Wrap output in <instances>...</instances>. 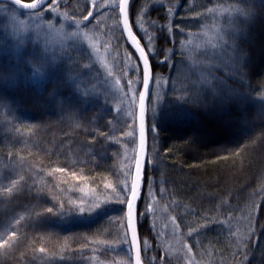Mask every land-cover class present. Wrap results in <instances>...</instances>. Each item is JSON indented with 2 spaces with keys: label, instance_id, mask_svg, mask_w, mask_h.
I'll return each instance as SVG.
<instances>
[{
  "label": "trees",
  "instance_id": "16d2710c",
  "mask_svg": "<svg viewBox=\"0 0 264 264\" xmlns=\"http://www.w3.org/2000/svg\"><path fill=\"white\" fill-rule=\"evenodd\" d=\"M254 2L257 14L247 25L246 34L241 33L237 40L248 53L245 87L240 88V77L231 70L234 67L231 41L225 46L228 61L215 63L214 75L222 82L217 88L225 95L232 89L245 94L241 100L224 103L214 102L208 95H201L200 102H194L195 93L191 87L196 77L192 74V66L209 58L215 60L208 51L194 50L191 43H185L184 56L181 57L180 43L192 41L204 27L220 25L223 31H228L230 21L242 22L245 18L237 10L247 7L246 0H137V7L143 6V16L136 22L135 8L130 16L133 31L142 45H147V36L153 35L158 37L154 41L157 50L167 52L171 49L174 52L167 62L160 55L150 57L156 76L161 77L162 84L167 81L157 108L160 114L157 116L159 142L156 144L160 150L159 160L155 170L148 165L150 177H155L156 188L165 190L162 194L157 191L155 210L157 216L160 211L165 214L160 220L165 241L159 244L158 238L152 239L156 237L152 216L148 222L141 219V235L149 240L150 245L159 244L158 249L153 247L149 251L145 248V264L152 256H156L157 264H186L188 257L194 258L198 264H264V104L261 103V93H264V11L259 8L260 0ZM173 5H177L173 9L175 15L169 16L168 8ZM141 24L146 32L141 30ZM158 25L165 26L163 32L157 31ZM167 25L172 26L171 33L167 31ZM121 42L124 56L126 52L131 53L136 63L138 56L124 35ZM58 87L46 84L42 88L40 84L20 82L11 87L0 85V117L6 123L8 133L7 136L0 133V146L9 144L14 130L12 121L7 118L9 113L17 122L16 131H21L16 132L17 140L20 138L29 149L41 151L44 147L58 153L63 165L67 163L73 167L72 161H79L74 167L85 169L90 183L97 190L112 178L113 168L121 163L122 151H119L123 149L124 141L117 143L111 138L112 129L119 122L121 107L119 112L117 106L109 109L114 125L108 130L102 129L98 121L107 100L98 99L96 105L81 109V101L75 94L73 96L74 92ZM196 87L200 88V85L196 84ZM185 89L189 92L186 93ZM155 92L152 86L148 124L152 122L151 109L156 106ZM135 111L136 135L133 141L138 144V102ZM76 121H80L83 127H76ZM2 129L0 125V131ZM100 132H107L110 138L103 139ZM146 135L151 155L154 133L148 131ZM4 150H0V159L6 157ZM4 171L10 172L9 168ZM25 172L30 177L31 169ZM40 201L34 185L29 183L11 196L0 194V234L7 238L17 218H28L21 221L17 246L8 252L0 249V264H34L36 256L40 257L42 233L53 236L48 239L53 243L57 235L64 236L69 231L89 235L93 227L96 229L95 217L88 227L82 224L72 228L58 227L56 235L41 222L43 216H35L40 212ZM253 203L261 208L253 215L256 231L245 249L240 240ZM107 208L103 220L118 213L120 206L110 204ZM140 210L143 211V204ZM173 216L178 228L172 222ZM172 224L175 229L170 228ZM191 228L197 231L188 236ZM169 240L177 242L179 250H183L181 255H174V258L169 255L165 245ZM188 244L192 245V254L187 252ZM50 247L53 246L44 248L52 250Z\"/></svg>",
  "mask_w": 264,
  "mask_h": 264
},
{
  "label": "snow or ice",
  "instance_id": "6c2138e0",
  "mask_svg": "<svg viewBox=\"0 0 264 264\" xmlns=\"http://www.w3.org/2000/svg\"><path fill=\"white\" fill-rule=\"evenodd\" d=\"M247 7L244 9H238L237 11L245 18L240 23H235L230 21L231 27L228 31H223L217 29L214 35V43L211 47L213 51L217 47H223L227 45L229 41L232 42V60L234 67L231 69L239 75L240 88L245 87L244 81L247 79V73L245 69L248 67L247 50L240 47L237 42L238 37L241 33L246 34L247 25L255 18L257 14V6L254 0H246ZM13 4L18 6L13 9H8L7 11L11 14V20L18 24L19 26H14L10 34L15 37V44H11L7 38L0 40V49L5 51L14 48L16 50L15 63H0V80L8 81L11 77L20 74H30L33 77L44 78L50 73L57 74V84L66 87H80L81 81L79 77L82 75L77 67L65 68L60 61L59 57L54 55L55 49H50V44L48 43V38L50 36H59L63 41H71L67 45L68 50H78V45L76 41L79 39L81 34L83 37L88 39L89 43H92V37L89 36V25L92 26V30H99V26L102 23L101 20H96L93 24V20L96 19L94 11L85 8L83 13L79 14V19L76 16L75 10L70 15L67 11L61 12V2L60 0H33L31 3H24L23 0H13ZM92 8L98 7L96 0H91ZM177 5L170 6L168 8L169 16L175 15L174 7ZM104 8L110 10L111 15L109 19H114L115 24L113 25V30L115 28H120L121 35L126 31L127 39L131 41L132 45L135 47V51L138 53L136 57L135 71L132 75L135 77L127 79L125 84H121L119 79L116 80V84L120 85V91L123 94V99L128 101V115L132 117V123L128 125L131 129L124 133L126 137L135 139L136 129L134 127L136 123V111L134 110V105L138 102L139 111V148L138 154H133L131 161L128 160L127 155L125 156L124 165L120 172L116 174L115 180H109L103 183V199L99 195L88 198L87 203L81 199L79 202L71 200V207L67 208L68 214L74 213L78 214L80 217H90L92 215H98L100 212L108 211L107 206L110 204H117L121 207L118 209L120 215L119 217H113L114 220L118 222L119 227V243L120 245H126L124 250L126 258L120 261V264H145L144 251L147 248L149 251L155 248H159V244L150 245L149 240L145 239L140 232L141 219L144 222H148L149 216L153 217L152 227H155V210L156 204L158 203L157 191L161 194L165 191L163 188H156L155 177H150L148 172V165L153 166V170L156 169L159 160V148L156 147L158 144L159 137V123L157 121V116L160 115L157 112L160 101V89L162 87L161 77L156 76L153 70V64L150 57L157 55L164 57V62L174 56V52L169 49L167 52L164 50H157L154 41L158 39L157 36L148 35L147 45L141 44V39L133 31L132 23H130V16L132 15L133 9H136V22H139L143 16V6L137 7V0H108V3L103 5ZM260 10L264 11V0H260L259 5ZM208 12H212L213 9H207ZM51 14L49 16L48 14ZM103 13H101L102 15ZM27 16L26 20H21L20 17ZM63 18V23L60 22L58 18ZM34 25V28H33ZM122 25V27H120ZM75 28V30H71ZM165 26L158 25L157 31L163 32ZM141 30L147 31L143 28L141 24ZM183 30V29H181ZM167 31L172 32V26L167 25ZM30 32H34L36 40L32 41ZM41 34H43V47H41ZM223 42V45L220 42ZM185 43H191V41H182L180 43L181 57L184 56ZM95 48V44H92ZM23 50V51H21ZM50 50L53 55H49ZM61 51H64V45L61 44ZM207 55V53H204ZM91 54H89L90 56ZM127 57L126 67L132 68L133 65L130 62L132 60V54L126 52ZM72 59V57H69ZM142 61V64L140 63ZM74 64L78 65L77 61H73ZM85 69L91 68V63L84 64ZM175 67V65H174ZM217 70V66L213 63V59L209 58L203 61L201 64H193L192 74L196 77L195 83L192 84L191 91L195 93L194 102H200L199 96L208 95L211 96L212 100L215 102L219 100L220 102H231L233 100H241L244 97V93L238 89H232L231 92L225 95L217 88V84L222 83L218 77L214 75ZM111 74V70L109 69ZM127 75V73H125ZM167 83V81H164ZM196 84L200 85V88L196 87ZM154 86L156 89L155 98L156 106L152 107V122L147 123V112H148V101L150 99V89ZM125 87L128 90H125ZM142 90H139L141 89ZM188 93L189 89H185ZM90 93L85 90L83 92L84 96H88ZM123 99L121 102H123ZM187 102V101H186ZM261 103L264 104V93H261ZM207 106V105H202ZM117 112L120 111L119 106L116 109ZM112 124V121L108 122ZM76 127H83L80 121H76ZM87 131V129H85ZM150 131L154 133L153 135V147L151 150V155H149V149L147 145V135L146 133ZM100 135L104 136L105 139H109L107 132H100ZM120 141L117 139L116 141ZM94 143V141H93ZM98 155V154H97ZM24 158L21 157V160ZM79 161L73 160L72 166L74 167ZM87 163V161H84ZM43 171V169H40ZM68 171L67 167L57 166L53 168L49 175L53 173H65ZM84 169L81 168L80 172L83 173ZM75 177V172L72 173ZM81 179H86V177L81 176ZM26 178L20 175L18 179L9 178V185L0 188V194L11 196L15 192L21 189L22 184L25 182ZM84 191V189H81ZM91 191L95 192V189ZM54 200L57 199L55 195L52 197ZM59 208L65 210V201H58ZM143 204V211L140 210V205ZM261 206L253 203L249 210V215L247 218V226L240 243L245 249H247L249 241L255 234L256 228L253 221V215L260 211ZM46 213L53 215H63L64 212H57L54 207H48L45 210ZM42 214L36 212L35 216L40 217ZM28 219L25 216H20L15 220V226L12 227L10 234L7 238L0 237V249H4L8 252L10 249H14L19 240L20 235L18 232L21 226V221ZM173 224L178 228L179 225L176 224V217L172 218ZM231 219V217H229ZM227 223V221H225ZM200 227H206V225H200ZM197 229H189L188 236H192ZM175 234V233H174ZM161 234L158 232L153 240H156ZM237 235H240L237 233ZM199 241H197L198 243ZM97 243V241H93ZM98 243L107 244L108 241H98ZM67 247V243H65ZM187 252L192 254V245H186ZM35 251V249H33ZM40 253H45L46 249L44 247L39 248ZM246 256V253H245ZM148 264H157L156 256L148 258ZM189 264H193V261L189 259Z\"/></svg>",
  "mask_w": 264,
  "mask_h": 264
},
{
  "label": "rangeland",
  "instance_id": "374dc122",
  "mask_svg": "<svg viewBox=\"0 0 264 264\" xmlns=\"http://www.w3.org/2000/svg\"><path fill=\"white\" fill-rule=\"evenodd\" d=\"M60 2L61 12L67 11L71 15L75 10L76 16L79 19V14L83 13L85 8H87L88 10L94 11V15L96 16V19L93 20V24L96 23V20L102 21L99 30L96 31H93L92 26L89 25V36L92 37L91 44L88 39L81 34L76 41L78 50H68L67 45L71 43V41H63L61 37L55 35L48 38V43L50 44V49H55L54 55L60 58L59 62H61L65 68L78 66V70L82 73L79 77L81 81L80 87L59 85V89L66 88L74 92L73 96L75 94L77 99L81 101V109H88L96 105L95 101L98 99L101 100V98H104L107 100L103 107L104 112L98 121L100 128H105L107 130L111 128L114 123L113 121L112 124L108 123L112 118L109 109L113 106L121 107L120 116L117 118L119 122L116 124V128L112 129L111 132V138L114 140H121V143L124 141L123 149L119 151L120 153L122 151L120 154L122 156L121 163L113 168L114 171L113 174H111L112 178L109 179L115 180L116 177L113 178V176L116 171L117 173L120 172L124 165L125 156L127 155L128 160L131 161L133 154H137L138 150L136 140L133 141V138L124 135L125 132L131 130L128 125L132 123V117L127 114L129 111L128 101L123 99V94L120 92L119 88L120 85L116 84L117 79L121 81V84H125L127 79L135 78L132 73L135 71L136 63L132 59L130 62L133 67L130 69L125 66L128 61L127 57L124 56L125 51L123 52L122 50L124 45L121 42L122 35L120 28H115V30H113L115 21L114 19H109V15H111L110 10L103 7L104 4L108 3V0H96L98 7L95 9L92 8L91 0H60ZM13 8L15 7L12 5L0 4V40L7 38L11 44H15V37L7 33H11L14 26H19L11 20V14L7 11ZM219 11L220 14L223 13H221L222 9H219ZM101 13L103 14L101 15ZM48 15L51 16L50 13ZM20 19L26 20L27 16H22ZM58 19L61 23L64 22L62 17ZM120 27H122V25ZM5 29H7V33ZM217 29L223 30L220 25H214L209 28L204 27L202 31L195 34L196 37L191 41V46L194 50L197 52L208 51L210 55L214 57L215 61L213 63L216 64L222 61H228L224 54L226 52V45H223L222 41L220 43L223 47H217L214 51L211 47L212 43L215 42L214 35ZM71 30L74 31L75 28ZM29 35L32 41L36 40L34 32H30ZM40 43L41 47H43V34H41ZM61 44L64 45V51H61ZM92 44H95L96 47L93 48ZM89 54L91 55L89 56ZM49 55H53L51 50ZM69 57H72V59H69ZM15 58L16 50L14 48L7 51L0 49V63H15ZM73 61H77L78 65L74 64ZM88 63H91L92 67L85 69L83 65ZM109 69L111 70V74L109 73ZM125 73H127V75H125ZM19 82L32 83L34 85L40 84L42 88L46 84L58 85L57 74L55 73H50L44 78L33 77L30 74H20L11 77L8 81L0 80V85L6 84L11 87L12 84ZM164 89L165 85L163 83L160 94L164 92ZM85 90L90 93L88 96L83 95ZM125 90L128 89L125 87ZM122 99L123 102H121ZM136 104L134 105V110H136ZM57 107L58 105L53 108ZM7 118L12 121L14 130L11 131L9 144L0 146V150L5 149L3 153L6 155V157L0 159V188L9 185V178L18 179L20 175L25 176L26 180L22 184L21 189L25 187V183H29L31 186L34 185L36 193L40 195V202H42L40 205V213L44 219H42L41 222L51 228V231L56 235L57 231H55V229L58 230V227L72 228L76 227L78 224L88 227L89 222L93 220V218L96 217L94 221H97L95 225L96 229L93 227L89 235L76 234V231H69L67 235H57L55 237L56 241H53V243L48 240L49 237L53 236H46L42 233V236H40V241L42 242L41 247H53L49 248H52V250H46L45 253H40V257L36 256L34 264H120V261L126 258L123 249L127 246L120 245L118 222L113 219V217H119V212L104 217L103 220V214H105L103 211L98 215H92L90 217H80L78 214L74 213V209L73 214H68L66 211L67 208L71 207V200L79 202L83 199L87 203L88 198L96 195H99L100 198L103 199V184L96 190L95 186L90 183V177L85 169L83 173H81L80 167H70L67 163L63 165L61 160L58 159L59 154L52 153L48 148L43 147L41 151L34 148L29 149L28 145H24L23 142H20V138L17 140V133L21 131H16V120H14L9 113L7 114ZM0 125L3 126L0 133L7 136V125L1 117ZM7 139L9 140V137H7ZM21 157L24 159L21 160ZM57 166L67 167L68 171L49 175V172ZM8 168L10 172L4 171L8 170ZM28 169H31L30 177H28V172H25ZM40 169H43V171H40ZM73 172H75V177L72 175ZM81 176L86 177V179H81ZM109 180L107 179V182ZM81 189H84V191H81ZM92 189H95V192L91 191ZM53 195H55L57 199L54 200L52 198ZM59 200L66 202L65 210L59 208ZM113 205L117 204L113 203ZM48 207H54L57 212H64V214L53 215L46 213L45 210ZM156 213L155 211V235L158 232L161 234L157 238L159 244H162L165 241L163 238L165 234L164 229H161L160 220H163L165 214L160 211L157 216ZM98 218L102 219L98 220ZM170 228L175 229L173 224ZM94 230H96V232L92 233ZM0 237L5 238L2 234H0ZM93 241H97V243H93ZM98 241H108V243L102 244L98 243ZM65 243H67V247H65ZM175 243L177 242L169 240L165 244L169 249L167 252L172 258H174V255H181L183 253V250H179ZM189 259L193 261V264H198V262L191 257L187 258L186 264H189Z\"/></svg>",
  "mask_w": 264,
  "mask_h": 264
},
{
  "label": "water",
  "instance_id": "95a60500",
  "mask_svg": "<svg viewBox=\"0 0 264 264\" xmlns=\"http://www.w3.org/2000/svg\"><path fill=\"white\" fill-rule=\"evenodd\" d=\"M24 3H26V2H24ZM0 4H9V5H12L13 7H18V6H16V5H14L13 4V0H0ZM123 35H124V37H125V39L127 40V42L131 45V47L133 48V50H134V52L136 53V55L138 56V53L135 51V47H134V45H132V43H131V41L130 40H128L127 39V33H126V31L123 33ZM141 64H142V61H141ZM151 89H152V87H151ZM151 89H150V92H151ZM150 97H151V95H150ZM150 100V99H149ZM149 102V101H148ZM147 102V103H148ZM138 148H139V111H138ZM137 154H138V150H137Z\"/></svg>",
  "mask_w": 264,
  "mask_h": 264
}]
</instances>
